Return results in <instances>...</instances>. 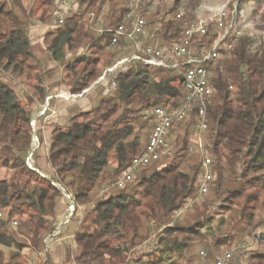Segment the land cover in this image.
Instances as JSON below:
<instances>
[{
    "label": "trees",
    "instance_id": "obj_1",
    "mask_svg": "<svg viewBox=\"0 0 264 264\" xmlns=\"http://www.w3.org/2000/svg\"><path fill=\"white\" fill-rule=\"evenodd\" d=\"M58 1H35L42 12L40 21L51 19ZM129 1L135 0H75L76 11L43 34V53L58 67L44 68L35 85L41 99L56 85L47 87L60 68V83L72 96H80L122 60L119 56L129 44L121 38L112 45V38L132 13ZM174 2L161 19L159 10L150 14L149 2L137 10L150 30L148 45L169 48L182 39L185 24L196 20L201 0ZM247 2H239V12ZM253 6L252 15L264 24V0H253ZM91 15H105L101 29L91 22ZM34 24L35 11L28 10L24 0H0V69L9 70L21 58H36L29 36ZM214 30L195 42L209 47ZM232 43L231 53L210 64L214 98L208 108L205 142L214 181L210 193L183 220L175 215L197 195L202 173L200 153L189 151L195 111L184 123L174 125L172 159L151 164L123 189H109L145 150L154 124L145 120L144 112L173 110L185 102L182 75L138 61L128 63L126 70L115 74L116 89L98 96L97 106L79 112L65 126L53 125L48 152L51 179L26 163L33 149L35 99H23L0 77V171L11 173L0 178V211L6 214L0 218V264H25V250L36 255L46 250L44 241L57 228L56 201L62 196L57 184L79 205H90L75 232L77 249L67 253L63 264H133V255L152 238L157 259L149 264H197V244H203L208 255L232 251L263 230L264 38L246 34ZM39 143L40 148L41 136ZM23 177L36 186L30 188L28 181L22 187L18 180ZM106 182L105 194L97 197L99 185ZM11 221L17 222L15 231L9 229ZM234 262L264 264V247L250 252L247 260L239 254ZM43 264H50L49 256Z\"/></svg>",
    "mask_w": 264,
    "mask_h": 264
},
{
    "label": "built area",
    "instance_id": "obj_2",
    "mask_svg": "<svg viewBox=\"0 0 264 264\" xmlns=\"http://www.w3.org/2000/svg\"><path fill=\"white\" fill-rule=\"evenodd\" d=\"M72 0H59L58 10L56 12V22L59 25L64 23L65 17L74 10V2ZM145 3H135L129 1V7L132 13L124 17L112 38V45H117L121 38H125L135 50L131 58L120 60L112 68L107 69L103 76L93 85V87H101L106 94H110L116 89L117 72L123 71L128 63L132 61L142 62L147 66L176 71L183 76L184 88L186 91L185 102L177 109L168 110L165 108H152L144 112L145 120H151L154 124L152 133L146 143L145 150L134 158L132 165L123 170L116 178V181L109 187V189L117 188L123 189L132 183L137 174H140L147 167L153 163H157L162 159H172L174 156V149L171 143L174 125L184 123L193 111L196 112L195 135L199 138L195 141L196 147L199 148L202 163V173L199 180V190L197 195L192 197L185 203L178 211L176 216L188 211L193 205L200 203L210 193L214 179H209V171L213 170L212 160L209 156V150L204 145L205 135L209 129L208 125V108L213 102L214 89L212 87L213 72L210 68L212 62H217L225 53H231L233 50L232 41L241 37L238 34H228V29L214 30L212 44L207 46H199L196 39L207 36L212 25H201L199 20H194L185 24L183 37L178 43H174L169 48L161 49L146 43L147 39V22L138 15L139 8H145ZM94 16V15H92ZM233 14H223L220 19H226L231 22ZM177 19L182 18L177 16ZM98 26L101 19H92ZM129 23V27L127 24ZM102 32V30H100ZM154 34L149 37L153 38ZM143 37V39H140ZM185 62H193V70H184ZM86 92V91H85ZM77 96V97H81ZM48 98L45 103L43 116H46L48 110L52 111ZM53 115H56L53 112ZM35 124V122H34ZM33 138L39 139L35 133V126L33 127ZM32 151L29 154L27 161L29 164L33 161L34 152L38 146L34 144ZM193 151L192 148L189 150ZM32 166V165H31ZM57 187L61 190L63 198L67 201V209L65 213L64 223L57 226L54 233L50 234L44 241L46 250L43 253L49 252L50 241L58 238L62 233V227L70 225L76 218L78 211L81 209L77 202H74V195L60 184ZM264 247V229L259 231L254 238L244 241L239 244L234 250L222 253L212 264H234L237 255L243 256L245 260L249 258L250 252L257 247ZM202 258L206 261L207 255L201 252Z\"/></svg>",
    "mask_w": 264,
    "mask_h": 264
},
{
    "label": "rangeland",
    "instance_id": "obj_3",
    "mask_svg": "<svg viewBox=\"0 0 264 264\" xmlns=\"http://www.w3.org/2000/svg\"><path fill=\"white\" fill-rule=\"evenodd\" d=\"M36 0H24V4L26 5L28 10L34 9L35 11V24L29 27V33L30 37L32 40V44L34 45V53L36 58L35 59H25L21 58L20 61L12 66L9 70H2L0 69V77L8 83L23 99L26 96H32L36 101L35 105L33 106V115H32V122H31V127L33 130V127L35 126V133L37 138L39 139V133L42 132L41 127L43 126L44 128V134L46 136V139L48 138L50 133V129L53 128V125H62L65 126L69 123V120L76 114H78L81 111L88 110L94 106H97V98L100 96L103 92L104 89H96L95 92H93L87 100L91 101L87 107H82L80 104L81 103H75L74 106L70 107L68 110H66L64 113H61L58 115V111L55 108H51L52 111L48 110L46 116L42 115V112L44 111L45 103L43 102L40 98V95L37 90L35 89V85L38 83V81L41 79L40 77L42 76V73L45 69L49 68V65L51 63V58L47 53H43L44 51V46H43V34L50 28L56 26V11L53 12L52 17L50 20H47V22H42L39 20L40 15L42 14L40 8L38 7L37 4H35ZM136 3H146L149 2L150 5V14L155 12L156 10H159L160 15L158 16L159 19L164 17L165 12L174 5L175 0H135ZM185 2V0H182ZM241 0H201V5L196 11V20H201L203 22H210V19L212 21L211 23L215 26L216 24V13L220 9H225V12L227 11V14H233L234 21H235V34L244 36V35H249L253 38H264V24L261 23L260 17H254L252 15L254 6H253V0H248L247 4L244 7V10L239 12V2ZM74 2V10L73 12L76 11L78 8L76 6L75 0H72ZM71 2V3H72ZM71 12V13H73ZM105 14L107 13L106 10L104 11ZM51 13H49L50 15ZM47 15V16H49ZM50 17V16H49ZM215 17V18H214ZM95 18H100L101 23L100 25H96L97 28L101 29V26H103L105 22V15L101 16H92L91 15V22L95 23V21H92V19ZM209 23L208 25H212ZM212 25V26H213ZM213 26V27H214ZM216 30L219 29L215 26ZM149 28L146 30V32L149 33ZM127 44L129 46L123 50L119 56V58L125 59V58H131L135 50L131 46V44L127 41ZM126 70V67L124 68ZM97 92H100L98 94ZM95 99V100H94ZM52 101L50 100V107L52 105ZM72 102V101H71ZM42 104V107H41ZM40 105V106H39ZM53 112L56 113V115H53ZM35 122V124H34ZM34 133V132H33ZM199 137L194 135L192 138V143L190 148L193 149L192 152H198L199 153V148L196 147L195 141ZM206 138L204 139V145L206 146ZM34 144H36L38 147L40 146V143L38 144L37 140L33 138V147ZM207 147V146H206ZM37 151V150H36ZM33 161L30 164V168L35 167V161H36V155L35 152ZM28 165V164H27ZM32 165V166H31ZM41 174L42 177L51 179L53 175V171L51 172V175H47L50 171L45 170ZM213 172V170H212ZM11 173L5 172V171H0V178L4 177H10ZM50 174V173H49ZM139 174L136 175L137 179ZM214 176V175H213ZM28 178L23 177V179H19L20 184L22 187H27V182L29 181V187H35L36 183H34L33 180H27ZM107 185L108 182L103 183L102 185H99L98 192H97V197H100L101 195L105 194L107 190ZM57 186V185H56ZM204 200V199H203ZM75 202V199H74ZM202 202V201H201ZM68 205V204H67ZM194 206V205H193ZM193 206L188 210L185 211L183 214L179 215L180 217H177L175 215V219L177 220H183L185 218V215L189 213ZM90 205H80L81 210L79 212L82 213V216L84 213L86 214L87 210L89 209ZM6 214L3 211H0V218H5ZM17 228V222L16 221H11L9 224V229L12 231H15ZM208 242L212 243L213 242V237H208ZM244 242V241H243ZM242 242V243H243ZM241 244V243H240ZM237 246V245H236ZM227 249H223L221 251H213L212 254L208 255V251H206V248L204 247L203 244H197L195 252L197 254L198 258V263L197 264H212L214 260L221 255L222 253L227 252ZM8 252V251H7ZM201 252H205L207 255L206 261L204 258L201 256ZM152 253L151 255L147 256V254ZM156 242L155 239H151L150 243H147L143 247L137 250V252L133 255L134 262L133 264H149L148 261H156L157 257H155L156 254ZM47 257H39L36 254L31 253L29 250H25L23 253V262L25 264H43L44 260L46 261ZM136 258L139 259V262L135 263ZM150 259V260H149ZM169 263V262H168ZM235 264V263H234Z\"/></svg>",
    "mask_w": 264,
    "mask_h": 264
},
{
    "label": "crops",
    "instance_id": "obj_4",
    "mask_svg": "<svg viewBox=\"0 0 264 264\" xmlns=\"http://www.w3.org/2000/svg\"><path fill=\"white\" fill-rule=\"evenodd\" d=\"M46 33V32H45ZM44 33V34H45ZM43 43V42H42ZM58 67V63L51 60V63L49 65L48 69H56ZM62 69L60 68L52 81L47 83V87L50 85L56 84L53 89H51L45 99H41L43 102H46L48 98H52V105L51 108H55L58 111V115L61 113H64L66 110H68L70 107L74 106L75 103H81L80 105L82 107H87L91 101L87 100V98L96 91V89H99V87H91V89H88L81 97L72 96L70 94L69 88L61 84L62 79ZM100 94V92H97ZM95 100V99H94ZM37 100H35L36 102ZM72 101V102H71ZM34 106V105H33ZM40 106V105H39ZM42 107V104H41ZM42 132L39 133V136H41L42 144L39 148L38 152L36 153V161L34 162L35 165L38 167L39 171L41 173H45V170L49 169L48 176L51 175L52 169L48 162V152L49 147L51 143V133L52 128L50 129V133L48 138L46 139L45 132L43 126L41 127ZM46 174V173H45ZM67 209V201L63 196L59 197L56 201V224L57 226L62 225L64 223V217ZM81 210V209H80ZM85 215V213H84ZM84 215L82 216V213L78 211L76 218L71 222L70 225H65V227H62V233L60 236L52 241H50L49 245V252L47 253H41L38 256L41 258L48 257L50 258V264H63L66 260L67 253L71 251H75L77 249V245L75 242V232L77 230L78 224L83 219ZM47 259V258H46ZM45 261V260H44Z\"/></svg>",
    "mask_w": 264,
    "mask_h": 264
},
{
    "label": "bare ground",
    "instance_id": "obj_5",
    "mask_svg": "<svg viewBox=\"0 0 264 264\" xmlns=\"http://www.w3.org/2000/svg\"><path fill=\"white\" fill-rule=\"evenodd\" d=\"M227 14V11L225 12V9H220L219 11H217V13H216V24H215V26L218 28L219 27V29H217V30H224V29H228V34H235V32L236 31H234L235 30V21H234V17L232 16V19H231V22H227L226 21V19H220V16H223V14ZM179 17H182L181 15L179 16ZM213 18V17H212ZM211 18V19H212ZM215 18V17H214ZM199 19V18H198ZM197 19V20H198ZM211 19H210V22L208 21V22H203V21H201V20H199L200 21V24L201 25H208L209 23H211L212 21H214V20H212L211 21ZM226 21V22H225ZM213 23V22H212ZM211 23V24H212ZM215 23V22H214ZM213 23V24H214ZM212 24V25H213ZM214 26V25H213ZM214 26V27H215ZM200 46H202V45H200ZM184 70L186 71V70H193V62H185L184 63ZM123 71H124V69H123ZM27 164H28V166H30V164L28 163V161L26 162ZM209 179H213V172H212V170H210L209 171Z\"/></svg>",
    "mask_w": 264,
    "mask_h": 264
}]
</instances>
